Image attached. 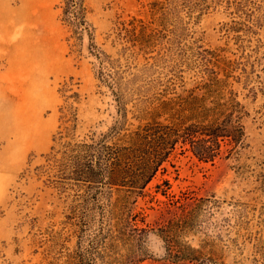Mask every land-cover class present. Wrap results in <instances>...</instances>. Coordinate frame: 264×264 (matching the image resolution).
<instances>
[{
  "label": "rangeland",
  "instance_id": "374dc122",
  "mask_svg": "<svg viewBox=\"0 0 264 264\" xmlns=\"http://www.w3.org/2000/svg\"><path fill=\"white\" fill-rule=\"evenodd\" d=\"M61 3L0 0V264H74L71 256L87 245L88 222L69 218L71 191L53 185L46 170L67 106L79 139L108 133L122 117L99 78V51L135 90L126 104L129 129L149 119L137 117L142 99L165 90L200 94L212 71L229 75L228 90L248 112L247 145L214 163L175 156V167L151 187L167 178L172 194L227 201L217 216L230 219L226 263L264 264V0H86L91 27L79 33L62 21ZM158 198L137 206L153 226L174 209ZM232 202L241 205L237 214ZM148 247L139 264H189L168 261L155 234Z\"/></svg>",
  "mask_w": 264,
  "mask_h": 264
},
{
  "label": "trees",
  "instance_id": "16d2710c",
  "mask_svg": "<svg viewBox=\"0 0 264 264\" xmlns=\"http://www.w3.org/2000/svg\"><path fill=\"white\" fill-rule=\"evenodd\" d=\"M61 4L62 21L78 33L88 32L86 0H62ZM95 55L100 60L99 78L115 94L122 117L108 133L79 139L77 116L70 104L64 131L57 137L60 147L47 155L51 183L71 191L74 216L69 218L88 222L82 225L89 236L87 245L71 256L73 263L139 264L150 257L148 242L155 234L172 263L227 264L223 232L230 219H223L224 224L217 217L227 201L215 195L172 194L167 178L154 187L151 184L169 166L175 167V156L191 154L200 162L214 163L247 145L243 120L248 112L234 90H228L229 75L222 78L212 71L200 94L190 89L186 95L169 96L171 92L165 90L146 104L142 99L136 104L137 117L147 114L149 119L129 129L126 104L135 90L128 89L129 80L113 60L100 51ZM158 195L166 197L174 209L164 222L153 226L137 206L140 199L159 201ZM231 205L234 214L240 212L239 203Z\"/></svg>",
  "mask_w": 264,
  "mask_h": 264
}]
</instances>
